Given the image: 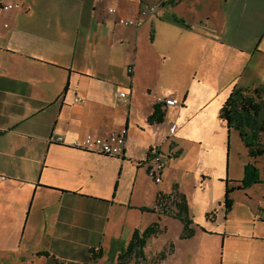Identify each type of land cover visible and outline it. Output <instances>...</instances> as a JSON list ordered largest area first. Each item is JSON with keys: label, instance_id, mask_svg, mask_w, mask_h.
Masks as SVG:
<instances>
[{"label": "crops", "instance_id": "0c3cea01", "mask_svg": "<svg viewBox=\"0 0 264 264\" xmlns=\"http://www.w3.org/2000/svg\"><path fill=\"white\" fill-rule=\"evenodd\" d=\"M144 3L161 6L141 28L117 23ZM259 87L264 0H0V264H138L120 255L154 224L141 264H264V182L226 211L251 159L220 118L235 89ZM154 91L182 106L162 111ZM122 129L120 157L71 147ZM152 149L166 158L159 184ZM174 190L189 239L154 210Z\"/></svg>", "mask_w": 264, "mask_h": 264}, {"label": "trees", "instance_id": "16d2710c", "mask_svg": "<svg viewBox=\"0 0 264 264\" xmlns=\"http://www.w3.org/2000/svg\"><path fill=\"white\" fill-rule=\"evenodd\" d=\"M163 117L164 114L158 109L152 116V120L162 122ZM220 118L226 122L229 130L239 132L243 143L248 149V156L252 160L245 165L244 177L240 184L236 188H228L226 191L225 208L229 212L233 206L230 195L235 190H246L253 185L264 182L260 178L259 169L256 166L258 159L264 157V89L261 87L256 89H235L220 110ZM154 210L160 215H168L182 221L184 224L182 239H189L194 236L195 229L192 228L186 197L177 190H174L171 194L160 193ZM158 227L157 224H154L142 235L139 231H136L127 251L120 255V260L136 257L140 259L138 264H141L145 259L143 248L146 244V239L152 234H156ZM38 255L49 256L48 253H40ZM55 264L61 263L56 262Z\"/></svg>", "mask_w": 264, "mask_h": 264}, {"label": "built area", "instance_id": "2783aa9c", "mask_svg": "<svg viewBox=\"0 0 264 264\" xmlns=\"http://www.w3.org/2000/svg\"><path fill=\"white\" fill-rule=\"evenodd\" d=\"M164 2H167V0H164ZM160 6L161 4L144 3L139 9L138 17L136 19L119 17L117 18V23L125 27L141 28L146 20H148L159 11ZM16 7L18 6L14 4H8L3 6L2 10H12ZM107 12L110 15H118V11L114 7H109L107 9ZM126 71L128 75H132L133 67H127ZM152 95L155 97L156 105L159 106L162 111L166 112L171 109L180 108L182 106L181 101H179L176 97L165 96L162 94H158L155 91L152 92ZM120 97L124 101V103L129 102L127 93H121ZM76 102H82V100L77 98ZM127 134V129H122L121 131L113 133L106 137H96L92 134H88L84 139L74 141L71 144V147L108 157H120L124 154ZM55 141L57 143H63L62 137L56 138ZM150 152L152 153V157L147 164L148 176L156 184H159L162 182V174L166 167V158L153 149Z\"/></svg>", "mask_w": 264, "mask_h": 264}, {"label": "rangeland", "instance_id": "374dc122", "mask_svg": "<svg viewBox=\"0 0 264 264\" xmlns=\"http://www.w3.org/2000/svg\"><path fill=\"white\" fill-rule=\"evenodd\" d=\"M257 168L259 169V173H260V178H264V157L259 158L257 163H256ZM264 180V179H263ZM254 186V185H253ZM263 190L259 191V192H254V196L258 197V196H264V186H262Z\"/></svg>", "mask_w": 264, "mask_h": 264}]
</instances>
